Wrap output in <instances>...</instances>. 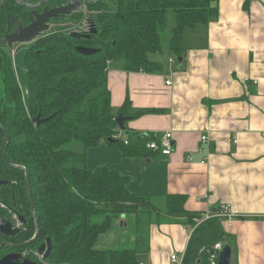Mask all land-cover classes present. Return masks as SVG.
Returning <instances> with one entry per match:
<instances>
[{
	"label": "trees",
	"instance_id": "16d2710c",
	"mask_svg": "<svg viewBox=\"0 0 264 264\" xmlns=\"http://www.w3.org/2000/svg\"><path fill=\"white\" fill-rule=\"evenodd\" d=\"M23 1L38 4L43 0ZM219 1L87 0L86 12L98 30L91 38L56 30L26 44L27 99L5 37L13 31L9 28L12 19L29 22L30 8L17 0L4 2L0 11V122L9 131L7 157L30 174L40 232L36 245L48 237L52 240L51 257L42 261L36 256L37 264H144L143 256L151 249L152 225L168 221L187 229L194 227V217L200 213L186 209L185 195H166L161 206L152 194L131 191L127 175L108 166L89 168L88 151L114 144L126 156L152 150L146 146L155 139L152 133L127 131L126 139H115L121 132L116 118L123 115L129 119L131 114L129 100L117 113L113 111L109 61L126 71L160 70L161 63L152 57L164 52L168 11H175L176 25L167 49L179 58L184 54L186 30L216 19ZM65 3L67 0H49L52 7ZM86 12H75L55 22L81 21ZM78 46L98 51L85 55L77 51ZM38 116L43 120L39 124L35 122ZM4 139L0 126V178L10 181L0 190V221L8 215V207L33 219L26 173L3 157ZM122 219L127 227L119 223ZM116 228L126 230L132 245L101 247V238ZM34 232L32 225L31 230L13 238L27 241ZM14 239L0 232V243ZM217 243L229 245L219 219L213 218L193 230L183 264H210L209 251ZM8 251L2 246L0 258Z\"/></svg>",
	"mask_w": 264,
	"mask_h": 264
},
{
	"label": "crops",
	"instance_id": "0c3cea01",
	"mask_svg": "<svg viewBox=\"0 0 264 264\" xmlns=\"http://www.w3.org/2000/svg\"><path fill=\"white\" fill-rule=\"evenodd\" d=\"M218 10L186 30L181 65L170 52L153 55L162 65L154 72L109 63L113 111L130 101L119 136L171 132L172 154L126 156L118 144L102 145L89 149L88 166L127 175L131 191L152 194L161 206L170 194L185 195L186 209L200 214L230 206L240 218L219 221L232 264H264V0H220ZM188 240L177 222L152 225L144 264H174L171 256L184 253Z\"/></svg>",
	"mask_w": 264,
	"mask_h": 264
},
{
	"label": "water",
	"instance_id": "95a60500",
	"mask_svg": "<svg viewBox=\"0 0 264 264\" xmlns=\"http://www.w3.org/2000/svg\"><path fill=\"white\" fill-rule=\"evenodd\" d=\"M6 0H2L0 2V11L2 9V6ZM20 4L25 5L30 8H37L44 6V11L42 13H38L36 10H33L31 12V19L32 22L26 26L22 25L21 22H18L16 18L12 19L9 22V28H11L15 23L17 24L16 30L14 32H10L5 37V42L9 46L10 49H14V46L16 44H30L31 42L35 41L39 37L43 36L44 33L48 32L51 28V21L53 19H57L61 16L70 15L72 13L78 12V10L82 7L81 0H68V4L60 7H55L53 9H50L48 3L49 0H43L42 2L38 4H28L24 2L23 0H17ZM98 32L97 28L95 27V24L92 22H87V29L84 31H77L74 30L70 32V35L76 38H91L93 35H95ZM77 51L82 54H92L94 52H97L98 49L89 48L85 46H78ZM178 62L181 65L182 64V57L178 58ZM127 120V117H124L123 115H119L116 118V122L121 130H125V124L124 122ZM43 120L40 119V116H38L35 119L36 123H40ZM0 126L3 128L5 132V139L2 144V155L3 157L14 167L18 169H22L26 173V186H27V192L29 200L33 207V212L36 217V208L35 203L32 197L31 192V185H30V174L27 168L23 166H19L14 164L12 161L9 160V158L6 155V147L9 142V131L7 128H5L2 123L0 122ZM9 180H2L0 178V190L2 186L9 184ZM19 231L18 228H15L14 225L8 221L3 220L0 222V232L4 235H15ZM39 235V227L37 224V232L36 236ZM31 241H28L24 243L23 245L29 244ZM2 246H9V247H17V245H13L11 243L2 242L0 243V248ZM53 251V244L50 237L47 238L46 242L43 243L40 247L37 248V253L39 256L42 257L43 260H47L51 257ZM232 248L229 245H226L223 247L222 251L219 255V260L215 264H232ZM0 264H37V262L31 260L30 258H25L24 255L20 252H10L3 257L0 258Z\"/></svg>",
	"mask_w": 264,
	"mask_h": 264
},
{
	"label": "rangeland",
	"instance_id": "374dc122",
	"mask_svg": "<svg viewBox=\"0 0 264 264\" xmlns=\"http://www.w3.org/2000/svg\"><path fill=\"white\" fill-rule=\"evenodd\" d=\"M83 3V8H86V3L87 0H81ZM84 12V11H83ZM85 18L82 19L81 21H77V22H73L71 25H68L64 22H55V24H53L51 26V29L49 30L50 33L52 31H56V30H62V31H84L86 29V25L84 23ZM176 25V15H175V11L174 10H169L168 11V21H167V26H166V31L163 34V44H164V52L163 53H158L156 55H154L155 57H168L169 56V51L167 49V44L169 41V38L172 34L173 28ZM25 47L26 44H16L14 46V49L12 50V55H13V60H14V67H15V71L17 74V78L19 81V84L21 86L24 98L27 99L28 98V94H27V74H26V67H25V63H24V52H25ZM14 220L17 221V218L15 217ZM126 230H119L116 228L114 229L112 232L113 233V237L110 236L109 234L112 233L110 232L109 234H106L104 236L103 239H105L107 237V235H109V239L107 238L105 241L101 240L100 241V246L104 247V248H109L112 246H118V247H125V246H131L133 243V240L124 234ZM125 235V237H124ZM192 235V232H191ZM114 237L116 240H114ZM36 251V250H35ZM38 255V254H37ZM179 256V258H183L184 253L182 254H177ZM39 256V255H38ZM40 257V256H39ZM42 259V257H40Z\"/></svg>",
	"mask_w": 264,
	"mask_h": 264
},
{
	"label": "flooded vegetation",
	"instance_id": "af4514ba",
	"mask_svg": "<svg viewBox=\"0 0 264 264\" xmlns=\"http://www.w3.org/2000/svg\"><path fill=\"white\" fill-rule=\"evenodd\" d=\"M82 2V1H81ZM68 4V0H67V3H65L64 5H67ZM48 5H49V7H50V9H53V8H55V7H52L49 3H48ZM64 5H61V6H64ZM57 7H60V6H57ZM30 8V7H29ZM83 8V3H82V7H81V9L80 10H78V12L79 11H88L86 8H84V9H82ZM33 10H36L38 13H42L43 11H44V6H41V7H37V8H30V12H29V22L28 23H26V24H23V22L22 21H18V19H17V21L18 22H21L22 23V25H24V26H26V25H28V24H30L31 22H32V19H31V12L33 11ZM67 16V15H66ZM61 17H63V16H61ZM60 18V17H59ZM59 18H57V19H59ZM85 21H84V23H85V25H86V29H87V22H90V15H89V13L88 12H86L85 13ZM55 20L56 19H53L52 21H51V26L53 25V24H55ZM64 23H66V24H68V25H71L73 22H64ZM16 26H17V24L15 23L11 28H12V32H14L15 30H16ZM51 29V28H50ZM85 29V30H86ZM47 33V32H46ZM45 34V33H44ZM43 34V35H44ZM18 208V207H17ZM31 211H32V213H33V216H32V218L33 219H31V217H27L26 216V213L24 214V213H21L20 212V210L19 209H16L15 207H8V215L6 216V217H3L2 218V220L1 221H3V220H8V221H10L13 225H14V227L15 228H18L19 229V231L15 234V235H5V236H7V238H9L10 240L11 239H16V237H18V236H20V235H23L28 229L29 230H31L32 229V225H34V227H35V232H34V235L29 239V240H27V241H23V242H19V241H17V240H15L14 239V241L12 240V241H4V242H7V243H11V244H13V245H17V247H9V246H6L8 249H9V251L7 252V254L8 253H10V252H13V251H15V252H20V253H22L23 255H24V257L25 258H30L31 260H33V261H35V262H37V260H35L34 259V257H36L37 256V258L39 259V260H42L43 261V259H41L37 254V248L38 247H40L41 245H39V246H37L36 245V242H37V240H38V238H39V235H40V232H39V235H37L36 236V232H37V219H36V217H35V215H34V212H33V207H32V204H31ZM17 218V221L16 220H14V218ZM31 220L33 221V222H31ZM0 221V222H1ZM16 236V237H15ZM14 237V238H13ZM31 240H33L32 242H30L29 244H27V245H23L24 243H26V242H28V241H31ZM46 242V241H45ZM44 242V243H45ZM32 246H34V248H36V251H35V249H31V247Z\"/></svg>",
	"mask_w": 264,
	"mask_h": 264
},
{
	"label": "built area",
	"instance_id": "2783aa9c",
	"mask_svg": "<svg viewBox=\"0 0 264 264\" xmlns=\"http://www.w3.org/2000/svg\"><path fill=\"white\" fill-rule=\"evenodd\" d=\"M171 61H174V59H171ZM109 63H111V61H109ZM246 81H249V79H246ZM170 83H171V81H167V84H170ZM255 83H256V81H255ZM154 136H155V139H153L147 143V145H146L147 148L152 149L154 151H160L164 155H171L173 150H174V146L172 145V142H171L172 133L167 132L163 136L154 134ZM119 137L120 136L117 135V136H115V139H118ZM158 137H161V139H158ZM203 140L207 141L208 137L204 136ZM126 143H127V141H126ZM213 218H217L219 220L227 219L229 221H234V220L239 219L240 217L232 212V210L230 209V206H225V207L220 208V209L215 210V211H207L203 214H200V215L194 217V223H195L194 227L192 229H187V231L189 233V238L191 237V232H193V230H195L202 223H204L208 220H211ZM223 247L224 246L222 243H217L214 246V249L212 251H209L210 252V257H209L210 264H215L218 262L219 255H220V252L222 251ZM171 262L174 264H183V258L181 259V258H179L178 255L173 254L171 256Z\"/></svg>",
	"mask_w": 264,
	"mask_h": 264
}]
</instances>
